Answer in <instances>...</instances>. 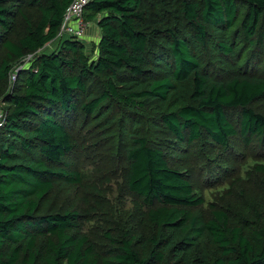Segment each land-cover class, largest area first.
I'll list each match as a JSON object with an SVG mask.
<instances>
[{
    "label": "trees",
    "instance_id": "obj_1",
    "mask_svg": "<svg viewBox=\"0 0 264 264\" xmlns=\"http://www.w3.org/2000/svg\"><path fill=\"white\" fill-rule=\"evenodd\" d=\"M70 2L0 0V264H264V0Z\"/></svg>",
    "mask_w": 264,
    "mask_h": 264
},
{
    "label": "rangeland",
    "instance_id": "obj_2",
    "mask_svg": "<svg viewBox=\"0 0 264 264\" xmlns=\"http://www.w3.org/2000/svg\"><path fill=\"white\" fill-rule=\"evenodd\" d=\"M26 14H28V16L30 18L34 17V12L33 11H29V10H26ZM23 28H24V23L23 24H17L16 26V29L13 30L12 34L10 35V38L11 39H18L22 34H23ZM94 31V30H97V27H96V24L94 22H88V25H87V29H86V32H85V36L87 38H84L85 41H88L92 36V32L91 31ZM98 32V30H97ZM87 39V40H86ZM92 39H94L92 37ZM84 41V45H85V50L87 53H91L92 52V46H93V43L95 42V39L94 41L93 40H89L88 42H85ZM56 45L55 43L50 45L49 48H46V50L44 51H41L42 53L43 52H46L48 53V51L50 50H54L56 49L55 48ZM1 55H3V52H0V57ZM22 61H25V59L23 60H19V61H15L14 63H12L13 65L11 66L12 69L17 65H22ZM29 62H28V65H26L25 67H28L29 66ZM15 85V83H14ZM14 85H10L8 83V80L6 82V85L4 86V89L3 90H9V89H13ZM1 99V98H0ZM0 102H2V100H0ZM3 103V102H2ZM4 108V105L2 106ZM74 131L77 133V135L79 136L80 135V132L77 130V128L74 129ZM173 155V160H172V163L175 165V166H180V167H184L183 165L186 164L185 163V157H189V155H182L181 157H183L182 160L178 161L180 159V156H177L175 154H171ZM95 168H96V165L95 164H88L87 166H82L80 171L83 175H87V176H91L93 173H96L95 171ZM108 165H106L103 169V173L106 169H108ZM106 177H110L111 180H110V183H108L107 185H105V189H106V194H107V198L109 199V201L111 202V204L117 209V210H125V209H129L131 208L132 204H131V199L130 198H120V192H118L119 190V187L120 185L122 184L121 182V179L118 175V173L114 174V175H110L108 174V176ZM205 197H206V201H209L211 200L210 199V194L209 192H205L204 193ZM117 213V211H116ZM89 225L88 224H85L84 226V231L88 229Z\"/></svg>",
    "mask_w": 264,
    "mask_h": 264
},
{
    "label": "built area",
    "instance_id": "obj_3",
    "mask_svg": "<svg viewBox=\"0 0 264 264\" xmlns=\"http://www.w3.org/2000/svg\"><path fill=\"white\" fill-rule=\"evenodd\" d=\"M92 0H71L70 4L66 8L62 22L60 24L58 33L56 38L46 44L38 53H42L41 51L46 50V48H49L50 45L54 44L56 45V49L48 51V53L43 52L44 54H49L53 51L58 50L61 47V43L67 40L72 41H80L83 42L85 38V32L87 29L88 22L84 20L83 12L85 9V6L91 2ZM37 55V54H36ZM35 54H29L23 57L21 60L25 59V61H22V65L17 64L8 75V83L10 85H14L16 82V78L18 75V72L20 70H24L28 65V62L30 63L34 57ZM12 90V88H11ZM4 104L0 102V130L4 127L5 124V111L2 107Z\"/></svg>",
    "mask_w": 264,
    "mask_h": 264
},
{
    "label": "crops",
    "instance_id": "obj_4",
    "mask_svg": "<svg viewBox=\"0 0 264 264\" xmlns=\"http://www.w3.org/2000/svg\"><path fill=\"white\" fill-rule=\"evenodd\" d=\"M91 32H92V34H93L92 37L95 39V41H97L98 36H99V33L97 32V30H94V31L92 30ZM92 37H91L89 40H93V41H94V39H92ZM85 38H87V37L85 36ZM86 40H87V39H86ZM89 40H88V41H89ZM84 41H85V40H84ZM84 41H83V44H84ZM88 41H85V42H88Z\"/></svg>",
    "mask_w": 264,
    "mask_h": 264
}]
</instances>
